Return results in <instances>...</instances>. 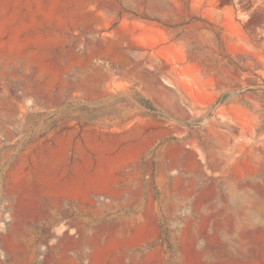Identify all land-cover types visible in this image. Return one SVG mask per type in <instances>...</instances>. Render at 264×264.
Instances as JSON below:
<instances>
[{"label": "rangeland", "instance_id": "rangeland-1", "mask_svg": "<svg viewBox=\"0 0 264 264\" xmlns=\"http://www.w3.org/2000/svg\"><path fill=\"white\" fill-rule=\"evenodd\" d=\"M0 264H264V0H0Z\"/></svg>", "mask_w": 264, "mask_h": 264}, {"label": "trees", "instance_id": "trees-1", "mask_svg": "<svg viewBox=\"0 0 264 264\" xmlns=\"http://www.w3.org/2000/svg\"><path fill=\"white\" fill-rule=\"evenodd\" d=\"M134 97L137 99V101L143 105L144 107L148 108V109H152V102L149 98L140 95L139 93H135ZM70 105V104H69ZM68 105V106H69ZM71 106V105H70ZM65 115L64 111H56L53 113L48 114V116L46 117V120H52V122L55 124L56 121L60 120V117ZM166 240V238H165Z\"/></svg>", "mask_w": 264, "mask_h": 264}]
</instances>
